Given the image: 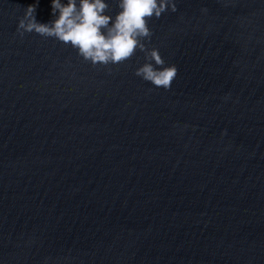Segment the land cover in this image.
Listing matches in <instances>:
<instances>
[{
    "label": "water",
    "instance_id": "1",
    "mask_svg": "<svg viewBox=\"0 0 264 264\" xmlns=\"http://www.w3.org/2000/svg\"><path fill=\"white\" fill-rule=\"evenodd\" d=\"M174 2L144 41L166 90L0 0V264H264V0Z\"/></svg>",
    "mask_w": 264,
    "mask_h": 264
},
{
    "label": "clouds",
    "instance_id": "2",
    "mask_svg": "<svg viewBox=\"0 0 264 264\" xmlns=\"http://www.w3.org/2000/svg\"><path fill=\"white\" fill-rule=\"evenodd\" d=\"M120 11L113 18L107 14L106 0H53L55 16L50 23L37 22L35 5L25 10L19 20L18 31L35 32L45 38H54L78 50L86 62L96 65H119L129 61L137 50L145 53L146 63L135 73L156 87L170 89L178 74L176 65L165 66L159 49H148L153 32L149 23L153 17L159 19L171 8L177 10L174 0H118ZM154 61V63H153Z\"/></svg>",
    "mask_w": 264,
    "mask_h": 264
}]
</instances>
